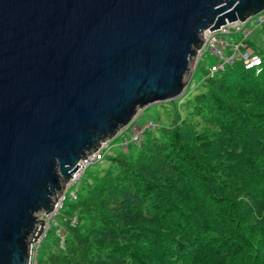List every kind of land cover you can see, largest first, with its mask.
<instances>
[{"label":"water","instance_id":"95a60500","mask_svg":"<svg viewBox=\"0 0 264 264\" xmlns=\"http://www.w3.org/2000/svg\"><path fill=\"white\" fill-rule=\"evenodd\" d=\"M263 9L264 0H0V264H30L37 213L54 209L80 158L138 109L183 93L203 30Z\"/></svg>","mask_w":264,"mask_h":264},{"label":"trees","instance_id":"16d2710c","mask_svg":"<svg viewBox=\"0 0 264 264\" xmlns=\"http://www.w3.org/2000/svg\"><path fill=\"white\" fill-rule=\"evenodd\" d=\"M254 32L261 71L203 67L195 93L165 102L169 123L84 172L36 264H264V23Z\"/></svg>","mask_w":264,"mask_h":264},{"label":"built area","instance_id":"2783aa9c","mask_svg":"<svg viewBox=\"0 0 264 264\" xmlns=\"http://www.w3.org/2000/svg\"><path fill=\"white\" fill-rule=\"evenodd\" d=\"M263 23L264 9L243 21L235 20L225 22L216 29L203 30L204 39L200 47L196 49L191 68H193L195 62L200 61L203 58L205 52H210L214 55L215 61L208 64L207 72L205 74L206 76H212L216 72L223 70L225 67L232 66L236 62H240L246 70H253L255 73H259L261 71L262 58L258 53L250 49L248 40L252 32ZM232 33H239V37L234 39ZM224 35H226V37H224ZM157 125L158 122L150 118L141 123H136L134 116L133 119L119 129L114 136L104 140L94 152L90 153L86 158H80L77 161L79 167L73 173L72 178L64 184V189L56 202V206L54 207L53 205L54 209L47 214L44 212H39L37 214V218L44 221V227L37 241L32 246L30 264H35L34 257L39 249L40 243L50 227L55 226L56 233L61 237V241L63 240L62 234L64 228L56 222L55 218L66 199V194L69 195L71 200L77 197V184L86 169L99 162L113 149H124L130 144L139 145L144 136V132ZM116 136L120 137L118 143H115L113 140ZM74 220L75 218L72 219V223Z\"/></svg>","mask_w":264,"mask_h":264},{"label":"rangeland","instance_id":"374dc122","mask_svg":"<svg viewBox=\"0 0 264 264\" xmlns=\"http://www.w3.org/2000/svg\"><path fill=\"white\" fill-rule=\"evenodd\" d=\"M252 34H253L252 36H254L257 40L260 39L259 35L256 34L255 32L254 33L252 32ZM224 37H226V35H224ZM232 37L234 39H237L239 37V33H232ZM214 61H215L214 55L211 54L210 52H205V54L203 55V58L200 61L195 62V65L192 68V72L190 74V77L188 78V82H187V85H186L183 93L178 98H175L174 100H172L170 102L171 103L172 102L173 103L176 102V104H177L176 106H178L179 103L177 101L180 98H184L187 92H188L187 93L188 95H190L191 93H195L197 91L196 86L198 85L199 80L204 75V68L203 67L208 66V64H211ZM165 102H169V101H165ZM165 102L154 103V104H151V105H149V106H147L145 108L138 109V111H137V113L135 115V122L136 123H141V122L145 121L146 119L150 118V119H153V120H155L157 122L160 121L163 124L169 123L171 121V118L174 115V112H173L172 106L166 104ZM162 103H164V105H161ZM113 140H114L115 143H118L119 140H120V137L116 136ZM129 149H130V146H128L127 148H124V149H120V150H121V152H128ZM116 150H118V149H113L112 152H115ZM93 168H94V165L89 166L86 169L85 172L87 173V176L90 173L94 172ZM67 200L68 201L71 200L68 194H66V201ZM39 217H40V215H39ZM50 233H51V231H49L47 236H49ZM37 254H38V250H37V253H36L35 257H34L35 264H36Z\"/></svg>","mask_w":264,"mask_h":264}]
</instances>
